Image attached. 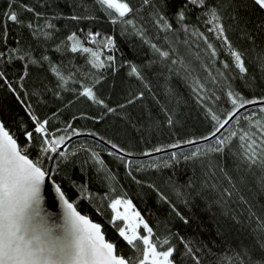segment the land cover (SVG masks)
<instances>
[{"label":"trees","instance_id":"obj_1","mask_svg":"<svg viewBox=\"0 0 264 264\" xmlns=\"http://www.w3.org/2000/svg\"><path fill=\"white\" fill-rule=\"evenodd\" d=\"M119 1L132 8L125 17L99 0H0L1 122L23 153L51 170L75 208L102 225L118 255L136 264L143 258L142 241L129 245L119 236L121 221L112 222V201L125 199L152 229L157 250L174 249L173 264H197L193 257L222 264L242 249L254 259L264 257V170L249 168L239 147L244 132L260 136L264 105L241 111L217 135L226 142L224 152L212 151L214 138L150 158L126 156L210 136L233 110L237 97L229 92L241 104L264 101V13L252 0H206L204 7H185L187 0ZM13 11L17 22L4 15ZM73 33L76 52L71 48L77 41L67 39ZM82 47L97 52L103 66H94ZM86 87L95 100L81 95ZM33 116L49 122V139L65 137L63 157L60 148L45 154L40 134L27 139ZM143 235L148 233L140 227Z\"/></svg>","mask_w":264,"mask_h":264},{"label":"snow or ice","instance_id":"obj_2","mask_svg":"<svg viewBox=\"0 0 264 264\" xmlns=\"http://www.w3.org/2000/svg\"><path fill=\"white\" fill-rule=\"evenodd\" d=\"M99 2L106 5L108 9H114L119 17H125L127 13L132 11L127 2H117V0H99ZM147 2L148 0H145V3ZM253 2L260 9H264V0H253ZM188 4L204 7L206 0H187L185 7ZM25 10L34 11L27 7ZM4 15H6L8 21L17 22L18 20V15L15 11ZM35 15L39 16L40 14L35 13ZM177 16L181 20L184 18L183 8L177 13ZM211 16L213 21L219 20L214 8L211 10ZM76 18L72 17V19ZM127 23L131 24L132 21L128 20ZM215 28L218 35L223 37L224 29L218 23ZM96 35L98 36L99 34ZM88 37L91 41H95V36L92 33H89ZM67 39L69 41H77L73 43L71 50L73 52L78 51L79 42L76 34L73 33ZM110 41L111 38H109ZM225 43H227L226 38ZM208 47L212 48L213 46L209 44ZM153 48H156V46L153 45ZM79 50L84 53H91L93 57L91 62L94 66H103L97 52L88 47H82ZM156 51L162 57L169 56L168 52H162L158 48ZM230 54L234 58L235 65L240 73H245L246 68L241 54L235 50L231 51ZM212 55H216L214 49ZM108 59L111 60L112 57L109 56ZM225 67H228V65L226 64ZM53 70L56 71L55 69ZM132 73L138 74L135 66L132 67ZM3 75V73H0V77ZM57 75H59V72H57ZM8 86L12 87L11 84ZM81 95L96 99L91 88L88 87L84 88ZM228 95L229 97H237L232 99L233 110L228 113L229 117H232L236 109L242 108L244 104L255 103V101L245 100L241 104L238 103V94L229 92ZM98 102L103 103L102 101ZM108 111L112 112L113 110L109 108ZM260 111L264 112V106H261ZM212 119L218 120L219 118L213 115ZM32 120L35 122L34 132L25 130L24 134L27 139L32 140L35 134H40L43 152L45 154L58 153V149L64 143L65 137L60 136L57 139H49L46 128L49 122H41L35 116L32 117ZM227 122L225 121L224 123ZM169 123H172L171 119H169ZM224 123L220 125V128L224 126ZM257 125L261 127L260 136L256 137V133L244 132L239 136V140L242 141L239 147L242 150L241 156L248 162L249 168L258 166L264 170V126H260L259 121H257ZM220 128L209 134L217 138V147L212 149V151L218 153L224 152L226 146L225 140L217 137ZM73 132H75L74 129ZM236 135L237 133L235 132L231 134L233 137ZM203 139L207 140L208 137ZM226 139H231V137ZM189 143L192 142L189 141ZM112 147L116 148L117 146L112 145ZM171 147H176V145H171ZM159 150L156 149V151ZM200 154L198 150L193 152L191 157H197ZM58 155L63 157L65 154L60 151ZM172 156L175 158L176 154L172 153ZM45 158L54 160L56 157L46 155ZM188 158L185 157V159ZM50 178L51 170L43 168L41 162H34L27 154L23 153L21 148L17 146V141L5 129V126L0 123V264H136L134 260L114 254L115 246L105 240L102 233V225L94 223L81 215L73 204L65 198V193L61 190L60 185H55L54 191L63 206V224L57 226L60 229L59 231H54L52 227H49L44 217L41 216V202L43 199L42 187L45 192L52 187V185L47 183ZM121 205L124 208L123 212L119 211ZM110 207L114 213L112 216L113 223L121 220L126 222V226L119 229V236L124 241H127L129 245L142 241L143 258L139 260V264H173L171 257L174 249L168 247L166 251L157 250V244L152 243L150 240L152 229L147 223L143 222L138 212H134L133 216L139 223L143 224V228L148 235L138 236L136 234L138 225L133 223L128 215V211L132 207L130 201L115 199ZM261 227H264V225ZM259 247L264 249V240L260 241ZM188 252L191 253L190 248ZM193 258L197 261V264H200L198 257ZM222 264H264V257L254 259L251 250L242 249L240 253L235 255V258L226 257Z\"/></svg>","mask_w":264,"mask_h":264},{"label":"water","instance_id":"obj_3","mask_svg":"<svg viewBox=\"0 0 264 264\" xmlns=\"http://www.w3.org/2000/svg\"><path fill=\"white\" fill-rule=\"evenodd\" d=\"M253 1V0H252ZM259 8V7H258ZM260 9V8H259ZM263 13H264V9H260ZM256 105H264V101H260V102H257V103H250V104H247L245 106H243L242 108H239L237 109L234 113H233V116L232 117H229L226 121H228L227 123H224V126L222 128H220V131L217 133L220 134L222 130L225 129V127L243 110L247 109L248 107H252V106H256ZM0 123L1 120H0ZM3 124V123H2ZM6 129V128H5ZM7 130V129H6ZM8 131V130H7ZM215 137H212V136H208V139L205 140V139H200V140H196V141H193L192 143H186V144H182V145H179V146H176V147H171V148H168V149H164V150H159V151H156V152H153V153H149L147 155H143V156H132V155H126L128 156V158L130 159H137V158H142V159H145V158H150V157H154V156H157V155H161V154H164V153H168V152H174L176 150H180V149H183V148H187V147H191V146H195V145H199V144H203V143H206L212 139H214ZM64 144H62L60 146V150L62 151L63 148H64ZM17 146H18V143H17ZM19 147V146H18ZM53 179L50 178L47 180V183L48 185H52V187L47 191L45 192L44 188L42 187V202H41V208H42V212H41V216L44 217L47 225L49 227H52L54 229V231H59L60 229L57 227L61 224H63V206L57 196V194L55 193L54 191V187L55 185H58L55 181L53 183ZM66 198V196H65ZM67 199V198H66ZM68 200V199H67ZM69 201V200H68ZM70 202V201H69ZM71 203V202H70ZM73 204V203H72ZM74 206V205H73ZM75 207V206H74ZM77 210V209H76ZM78 211V210H77ZM79 212V211H78ZM80 213V212H79ZM81 215H83L82 213H80ZM85 216V215H83ZM87 217V216H85ZM90 221H92L89 217H87ZM94 222V221H92ZM96 223V222H94ZM103 233V232H102ZM104 235V233H103ZM105 237V235H104ZM105 240L108 241L105 237ZM109 242V241H108ZM114 254L118 255L116 253V250H114Z\"/></svg>","mask_w":264,"mask_h":264},{"label":"rangeland","instance_id":"obj_4","mask_svg":"<svg viewBox=\"0 0 264 264\" xmlns=\"http://www.w3.org/2000/svg\"><path fill=\"white\" fill-rule=\"evenodd\" d=\"M117 2H122V1L117 0ZM120 200H122V201H127V200H125V199H120ZM119 211H120V212H123V211H124L123 205H121V206L119 207ZM134 212H135V210L131 207V209H129V211H128V215H129L131 221H132L133 223H135V224L138 225V227H137V231H136V234L138 235V229H139L140 227H143V224L139 223V221L133 216V213H134ZM113 215H114V213H113ZM121 224H122L121 228L126 226V222H125V221H122V220H121ZM145 231H146V230H145ZM129 234H131V233H129Z\"/></svg>","mask_w":264,"mask_h":264}]
</instances>
